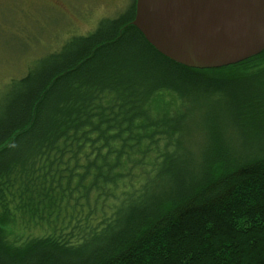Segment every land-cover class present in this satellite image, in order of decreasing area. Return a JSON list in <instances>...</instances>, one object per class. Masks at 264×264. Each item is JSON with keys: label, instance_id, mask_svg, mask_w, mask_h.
Wrapping results in <instances>:
<instances>
[{"label": "trees", "instance_id": "obj_1", "mask_svg": "<svg viewBox=\"0 0 264 264\" xmlns=\"http://www.w3.org/2000/svg\"><path fill=\"white\" fill-rule=\"evenodd\" d=\"M134 12L15 81L0 264H264V52L188 69ZM31 227L49 234L18 235Z\"/></svg>", "mask_w": 264, "mask_h": 264}, {"label": "water", "instance_id": "obj_2", "mask_svg": "<svg viewBox=\"0 0 264 264\" xmlns=\"http://www.w3.org/2000/svg\"><path fill=\"white\" fill-rule=\"evenodd\" d=\"M131 25L188 69L225 68L264 52V0H135Z\"/></svg>", "mask_w": 264, "mask_h": 264}, {"label": "rangeland", "instance_id": "obj_3", "mask_svg": "<svg viewBox=\"0 0 264 264\" xmlns=\"http://www.w3.org/2000/svg\"><path fill=\"white\" fill-rule=\"evenodd\" d=\"M132 0H0V113L15 81L38 69L73 38L129 10ZM39 227L20 236L45 237Z\"/></svg>", "mask_w": 264, "mask_h": 264}]
</instances>
